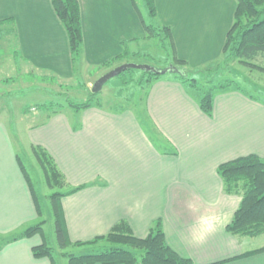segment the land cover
Returning <instances> with one entry per match:
<instances>
[{
    "label": "crops",
    "instance_id": "crops-1",
    "mask_svg": "<svg viewBox=\"0 0 264 264\" xmlns=\"http://www.w3.org/2000/svg\"><path fill=\"white\" fill-rule=\"evenodd\" d=\"M154 1L157 22L171 28L176 56L188 70L199 74L220 59L235 0ZM77 2L81 70L116 57L122 41L128 47L145 38L135 0ZM6 19L12 21L22 62L63 80L73 78L67 35L50 0H0V21ZM259 65L264 68V59ZM195 98L173 78L149 85L145 111L171 149H157L129 109L92 107L79 112L76 124L56 114L27 129L28 144L52 156L71 188L86 185L61 199L72 243L104 236L120 221L142 239L160 221L167 245L193 264H264V253L235 259L264 247V235L237 238L225 231L240 197L225 194L217 175L220 164L240 157L264 160V102L220 91L207 117ZM38 218L8 129L0 124V264H51L33 257L38 236L10 241Z\"/></svg>",
    "mask_w": 264,
    "mask_h": 264
},
{
    "label": "trees",
    "instance_id": "trees-1",
    "mask_svg": "<svg viewBox=\"0 0 264 264\" xmlns=\"http://www.w3.org/2000/svg\"><path fill=\"white\" fill-rule=\"evenodd\" d=\"M50 2L56 16L65 29L71 61H78L82 57L83 44L78 2L77 0H50ZM142 2L147 8L148 17L153 21V23L148 25L141 16L139 17L145 29L144 39L160 37L163 42L167 40V45L172 49L173 54V58L170 59V65L177 70L174 73L175 76H172V78L179 80L194 97H196V92H200V96L195 99L199 110L205 116L210 117L212 114L213 101L216 93L229 89L245 93L238 87L235 81L209 86L205 90L197 89L196 80L190 76L191 74H196L197 71L188 70L186 62L176 57L171 28L160 25L157 22L155 1L142 0ZM235 2L236 7L233 23L226 34L220 57L222 60L220 61L221 64L220 62L217 65L211 63L205 67V70H215L217 66H228L231 62H236L242 66L264 73V68L257 64L259 60L264 59V0H235ZM5 22L8 24L12 23L11 20H5L0 21V25ZM127 43L126 41H122V52L102 66L113 65L118 62L121 63L127 59L130 55L127 51ZM212 65L215 67H212ZM131 71L133 70L126 72ZM126 72L120 74L118 77L120 78ZM144 74L142 88H144L143 96H146L149 85L153 81L160 79L161 76L145 72ZM123 81L125 86H129L134 79L129 78L127 81ZM193 91H195V94ZM246 95L251 99L254 98L248 94ZM98 96L99 94L89 92L86 102L71 104L70 107L75 112L92 107L101 108V105L95 101ZM42 107L44 110H47L46 106ZM144 118L149 125H152L146 113ZM152 129L155 130L153 125ZM30 150L42 170L46 186L51 190L59 191L68 188L65 192H55L48 196L51 203L54 233L58 247L60 249L69 247L81 248L83 246H93L100 242H105L110 245V248H106L100 252L79 256L65 255L68 259V264H193L191 260L180 257L167 245L160 221L154 222L147 236L142 239L136 238L132 234L130 227L125 221H120L104 236L89 242L72 243L68 237L65 217L61 207V199L79 192L86 185L69 188L64 175L58 169L52 156L44 148L30 145ZM16 159L19 170L33 199L36 214L40 217L41 210L38 197L34 191L29 174L18 154H16ZM217 175L222 181L223 192L225 194L240 197L239 206L233 214L230 223L226 226L225 231L229 235L237 238H255L264 235V160L255 155L240 157L220 164L217 167ZM42 226L43 222L27 227L13 236L10 241L38 236L41 242L32 249L33 257L35 259H48L51 264H55L52 257V248L44 236ZM137 252L140 255L137 256ZM259 253H264V247L244 253L235 259H242ZM232 260L234 259L228 261ZM224 262L216 264H222Z\"/></svg>",
    "mask_w": 264,
    "mask_h": 264
},
{
    "label": "rangeland",
    "instance_id": "rangeland-1",
    "mask_svg": "<svg viewBox=\"0 0 264 264\" xmlns=\"http://www.w3.org/2000/svg\"><path fill=\"white\" fill-rule=\"evenodd\" d=\"M135 2L146 24L153 23L148 17L147 8L142 0H135ZM177 2L178 0H176ZM17 45L12 23L5 22L0 25V124L5 125L8 129L13 148L16 154L20 156L29 174L41 210V216L23 227V229L43 222L44 236L52 248V257L55 264H68L65 255L91 254L108 249L110 245L100 242L93 246H83L81 248L60 249L58 247L48 196L55 192H65L68 188L59 191L51 190L46 186L42 170L31 153L26 138L27 129L39 126L47 117L56 114H61L69 122L76 124L79 122L81 113L75 112L70 105L86 102L96 80L114 68L127 63L149 66L155 70H165L171 64L172 49L167 45V40L163 42L160 37L132 40L129 41L127 47L130 55L123 62L81 70L80 58L78 61H71L73 78L63 80L52 72L35 70L30 65L22 62L18 55ZM220 61L222 60L219 59L214 64L217 65ZM259 63L260 60L257 64ZM144 75L142 71L133 70L126 72L120 78L116 77L109 80L103 86L101 92L98 93L99 96L95 101L108 111L131 110L136 118L140 119L139 122L143 125L147 137L154 146L159 150L169 149L170 147L166 145L161 134L157 130H153L152 125H149L144 118L146 113V96H143L144 88H142ZM172 76H175L174 72L167 73L161 78H172ZM190 76L196 80V87L199 90L235 81L243 92L264 102V75L236 62H231L228 66H217L215 70L206 71L203 69V72L191 74ZM129 78H133L134 81L129 86H125L123 80L127 81ZM193 93L195 94V91ZM195 96H200V92H196ZM42 106H46L47 110H44ZM68 187L70 188V186ZM23 229L18 230V233ZM138 255H140L139 252H137Z\"/></svg>",
    "mask_w": 264,
    "mask_h": 264
},
{
    "label": "water",
    "instance_id": "water-1",
    "mask_svg": "<svg viewBox=\"0 0 264 264\" xmlns=\"http://www.w3.org/2000/svg\"><path fill=\"white\" fill-rule=\"evenodd\" d=\"M129 70H136V71H142L145 73H151L158 76H164L167 73L174 72L176 73L177 70L173 66H169L165 70H155L152 67L149 66H140V65H134V64H123L119 67L114 68L113 70L109 71L108 73L104 74L102 77H100L98 80H96L91 88L92 94H98L101 92L103 86L111 79L118 77L120 74L129 71Z\"/></svg>",
    "mask_w": 264,
    "mask_h": 264
}]
</instances>
